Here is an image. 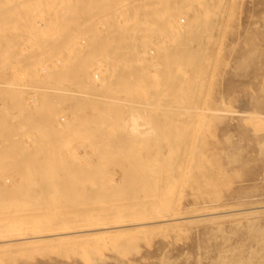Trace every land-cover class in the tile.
<instances>
[{
    "label": "rangeland",
    "instance_id": "1",
    "mask_svg": "<svg viewBox=\"0 0 264 264\" xmlns=\"http://www.w3.org/2000/svg\"><path fill=\"white\" fill-rule=\"evenodd\" d=\"M56 1L58 3H55ZM187 1L193 2V0ZM74 2L72 0H0L2 6H0V18L5 15L2 18L4 20H0V69L2 70H0V76L5 73L3 75L5 77L1 76L0 80L7 77L6 68L9 70L14 67L18 69L31 67L30 69L34 70L31 79L26 81L16 79L12 87L5 86L6 82L7 84L11 82L7 81L9 77L5 79L6 81L4 80L5 83L0 81V140L2 139V144L0 143V234L6 232L5 229L8 228L32 232L40 227H49V223L54 227L52 223L57 219L63 221L64 218L60 216L64 213L67 215L70 210L72 214L80 216L77 213L83 212L84 209L85 212L88 211L85 207L102 205L105 207L104 210L122 208V204L129 203L125 202L127 199L137 197L138 200L142 198L144 205L151 202L148 200L152 199L156 190L152 186L151 190L146 189L150 199L145 200L147 196H143L141 192V179L135 173L139 174L141 172L139 169H143L144 166L159 162L156 156L163 150L165 152L166 146L175 145L173 141L179 142L182 135L183 145L187 143L189 146L190 142V145L201 150H196L199 155H194L197 160L193 162L196 163L191 167L193 170L190 168L187 171L186 178L190 176L189 181L181 190L179 189L180 191L177 190L178 195L176 192L173 193V196L175 193L178 196L176 200L179 203L178 211L181 215L214 211L217 208L218 210L245 209L230 216L183 221L170 225L173 228L169 225H157L156 228L155 225L154 231L150 227L151 229L143 230L145 233L133 231L132 234L129 231L126 232L127 235L125 232L118 233L112 238L97 237L96 241L91 237V233H88L86 235H91L93 242L89 237L82 242L76 239L78 242L76 249L75 241L69 242L70 245L66 243L58 246L57 243L38 244L51 239H39V242L26 240L27 242H22V244H28L26 249H19L20 251L11 249L12 252L0 251V264H264V0H200L198 10L202 8L200 13L202 23L197 22L194 29L178 38H174L175 34L172 30V32L167 30L168 28L161 26V23L157 24V20L150 22L158 26L152 31L154 37L149 36L145 26L149 23L146 22L144 24L137 22L133 26V34H129L126 27L122 28L117 24L132 22L128 20L118 22L113 18L98 16L97 10L100 9L96 8L97 0H75ZM143 3L155 8L160 6L161 9L171 7L174 1L147 0L141 4ZM49 6L54 7L53 13L59 20H55V17L51 18L50 11L47 12L51 10ZM40 7L46 8V15L49 13L47 18L44 17V11ZM53 13L52 16H54ZM181 17L178 16V18ZM33 19L37 20V25L34 24ZM87 20H91V23ZM164 29L167 31L165 32ZM63 34L65 37H61L64 36ZM126 35L128 37L125 38ZM139 36L143 37L140 38L141 43L146 40L145 46L148 49L149 58L145 59L148 63L142 60L140 54L136 59L135 54L133 52L130 54L131 50L126 49L124 45L131 39L134 40L136 37L138 39ZM162 36L168 38L163 40ZM31 38L34 43L29 42L32 41ZM84 39L85 41H82ZM137 39L134 41L136 42ZM53 43L56 47L52 46ZM44 44L46 47L47 44L52 47L47 49ZM31 46L35 50L31 51ZM136 52H140L139 47ZM46 65L49 66L47 70L51 72L49 71V76L42 79L43 83L42 80L40 81L38 71H41L44 66L47 67ZM4 69L6 72L3 73ZM98 69H106L109 71V76L106 74L105 87L96 93V98L92 96L84 98L86 101H83L85 106V112L82 113L83 120L82 116H77L79 115L78 104L72 103L73 95L61 93L59 95L56 89L60 84L67 88L68 84L78 83L79 74L82 73L88 72L90 76L98 74L101 78ZM128 70H138L140 73L150 70L149 74L146 72L147 75L143 76L145 77L143 82H147L148 77L151 79L152 76L149 75L152 73L156 75L158 72L154 84L152 81L149 84L138 85L140 81L127 82L129 83L127 92L130 93L129 97L126 95L127 99L132 102L138 100L137 106L140 113L143 109L139 107L141 105L139 102L145 101L146 98L152 99L157 105L154 107L156 110L153 108L146 113L150 115L153 111L151 117L145 113L141 114L142 117H147L146 120H149L152 125V129H149L154 134L150 133L149 139L147 135L145 138V135L140 133H138L139 137L137 133L132 134L130 130L128 131L129 127L126 126V128L121 122L123 117L121 115L127 111L126 109H122L118 115L120 119L117 116V118H110V121L106 115L100 114L103 117L99 113L96 116L92 115L94 101L103 104L106 96L120 98L121 94H116V92L121 93L118 90L124 88L122 86L124 82L120 76ZM61 75L64 77L60 78ZM56 83L58 85H55ZM33 84L41 86L40 91L32 86ZM2 88L4 90H1ZM32 97H38L39 102H36L37 104L31 102ZM29 107L31 113L28 110ZM65 109L75 111L73 114L76 113L72 116L74 128L66 129L68 131L65 133L63 130L62 132L54 126L47 125L49 124L47 121L57 118L58 115L62 116V119L58 118L59 121L62 120L60 123L66 122L67 117H63ZM200 109L201 112H199ZM183 114H186L185 117ZM88 117L90 121L92 119L90 123ZM40 121L46 122V126L40 127ZM115 121L119 123L116 125ZM189 132L192 133V137L196 132L197 138L194 136L190 140L195 139L196 144L199 142V145H195V140L194 144H191L188 139L191 135ZM37 133L38 137H42H40L41 140L37 137ZM113 136H115L114 140ZM23 137L28 139V142ZM9 139L13 140V143L11 141L4 143ZM34 139L35 141L32 142ZM116 139H122L120 149L114 146L115 141H119ZM117 145L119 146L118 143ZM188 146L187 148L191 147ZM98 149L101 153L103 152V155L100 154L102 157H99V160H102L101 163L96 156ZM121 152L124 156L120 155ZM106 155L108 157H104ZM139 159L142 161L140 162ZM126 163L132 166H129L127 171L125 169L126 172L132 169V174L129 173V176H125L126 172L123 175L121 171L122 166L128 167ZM114 164L121 167H115ZM106 166L108 168H105ZM160 196L158 199L162 200ZM46 197L49 198V204H46ZM60 201L63 202L60 203ZM51 204L52 207H49ZM59 205L60 207H57ZM253 206L263 207L249 208ZM71 213L69 216L72 215ZM56 223L59 224L58 221Z\"/></svg>",
    "mask_w": 264,
    "mask_h": 264
},
{
    "label": "bare ground",
    "instance_id": "2",
    "mask_svg": "<svg viewBox=\"0 0 264 264\" xmlns=\"http://www.w3.org/2000/svg\"><path fill=\"white\" fill-rule=\"evenodd\" d=\"M1 1H3V0H1ZM7 1V0H6ZM26 1V0H25ZM30 1V0H29ZM59 1V0H58ZM73 2L75 1V0H72ZM89 1V0H88ZM139 1V2H138ZM140 1H142V2H145V1H147V0H97V5H98V7H96L97 9H100V10H97V9H95V10H97L98 12H99V14H98V16L99 15H101V16H104V18H113L114 20H117L118 22H124V20H128V21H131L132 23H128V24H124V23H118L117 25H119L120 27H126L127 28V30L129 31V34H133V31H134V28H133V26H135V24L137 23V22H140L141 24H144L145 22L146 23H149V25H145L146 26V29H147V31H148V33L150 34L149 36L151 37V36H153L154 37V34L152 33V31L156 28V27H158V26H156V25H152L151 23H152V21L154 20V22H155V20H157L156 22H157V24L158 23H161V26L162 25H164L163 27H167L168 29L167 30H172L173 31V33L175 34H173L174 35V38H178V37H180V36H183V35H186V33L188 32V31H191L192 29H194L193 27H195L198 23L197 22H201L202 23V18L200 17V13H201V11H202V8H201V10L199 11L198 10V7L200 6V0H193V2H189V1H187V0H173L174 1V4L171 6V7H166V8H159L158 6H156V7H158V8H155V7H152L150 4H146V3H143V4H141L142 2H140ZM154 1V0H153ZM14 2V1H13ZM36 2V1H35ZM50 2V1H49ZM61 2V1H60ZM62 2H64V1H62ZM163 2V1H162ZM4 3V2H3ZM55 3H58L57 1L55 2ZM72 3V2H71ZM74 3H76V2H74ZM80 3H82V2H80ZM90 3H92V2H90ZM95 3V2H94ZM173 3V2H172ZM33 4V3H32ZM64 4V3H63ZM62 4V5H63ZM66 4V3H65ZM77 4V3H76ZM164 4V3H163ZM170 4V3H169ZM43 5V4H42ZM0 6H1V4H0ZM28 6V5H27ZM54 6V5H53ZM87 6V5H86ZM88 6H90V5H88ZM2 7V6H1ZM50 7V6H49ZM48 7V8H49ZM65 7V6H64ZM84 7V6H83ZM41 8V7H40ZM40 8H38V9H40ZM45 8V7H44ZM66 8V7H65ZM210 8H212V7H210ZM2 9V8H1ZM43 8H41V10H42ZM46 9V8H45ZM45 9H43V11H44V17L45 18H47V15H49V13H50V15H51V18H53L54 19V17H55V15H54V13H53V11H55V10H53L54 9V7L53 8H51L50 7V9L51 10H45ZM58 9H60V8H58ZM88 9V8H87ZM37 10V9H36ZM41 10H39V11H41ZM63 10H64V8H63ZM90 10V9H89ZM88 10V11H89ZM209 10V9H208ZM211 10H214L213 8L211 9ZM211 10H209V11H211ZM1 11V10H0ZM39 11H36V12H39ZM49 12L47 15H46V13L47 12ZM60 11V10H59ZM61 11H62V9H61ZM68 11H70V10H68ZM87 11V10H86ZM204 11V10H203ZM53 13V15L54 16H52V13ZM67 11H65V13H66ZM74 12V11H73ZM64 13V14H65ZM72 13V12H71ZM70 13V14H71ZM97 13V12H96ZM211 13H213V11L211 12ZM34 14V13H33ZM36 14V13H35ZM39 14V13H38ZM88 14H89V12H88ZM87 14V15H88ZM90 14H91V12H90ZM2 15V14H1ZM60 15V14H59ZM97 15V14H96ZM96 15H95V17H96ZM182 16L181 18H178V16ZM214 15V14H213ZM5 16V15H4ZM3 16V17H4ZM35 16V15H34ZM57 16V15H56ZM77 16V15H76ZM90 16V15H89ZM203 16V15H202ZM2 17V18H3ZM36 17H38V16H36ZM79 17V16H78ZM83 17V16H82ZM2 18H0V20H4V19H2ZM34 18V17H33ZM84 18V17H83ZM91 18H93V17H91ZM90 18V19H91ZM178 18V19H177ZM35 19V18H34ZM33 19V21H35V25H37L36 24V22H37V20H34ZM48 19H49V17H48ZM57 19V17H55V20ZM64 19V18H63ZM74 19V18H73ZM89 19V18H88ZM182 19V20H181ZM44 20V19H43ZM46 20V19H45ZM57 20H59V19H57ZM69 20V19H68ZM183 22H181V21ZM88 21V20H87ZM87 21H85V22H87ZM90 21V23H91V20H89ZM89 21H88V23H89ZM159 21V22H158ZM1 22V21H0ZM8 22V21H7ZM47 22V21H46ZM69 22H70V20H69ZM93 22V21H92ZM151 22V23H150ZM181 22V23H180ZM33 23V22H32ZM31 23V24H32ZM45 23V22H44ZM56 23V22H55ZM59 23V22H58ZM65 23V22H64ZM116 23V22H115ZM39 24V23H38ZM74 24V23H73ZM59 25V24H58ZM64 25V24H63ZM78 25V24H77ZM85 25V24H84ZM160 25V24H159ZM39 26V28H40V24L38 25ZM38 26H36V27H38ZM87 26H88V24H87ZM114 26H116V25H114ZM35 27V26H34ZM43 27H44V25H43ZM42 27V28H43ZM62 27V26H61ZM85 27V26H84ZM1 28V27H0ZM78 28V27H77ZM38 29V28H37ZM58 29V28H57ZM80 29V28H79ZM39 30V29H38ZM69 30V29H68ZM82 30H83V27H82ZM82 30H81V32H82ZM166 29H164V31L166 32L167 31ZM71 31H73V30H71ZM76 31H77V29H76ZM84 31V30H83ZM126 31V30H125ZM124 31V32H125ZM171 31V32H172ZM63 32V31H62ZM75 32V31H74ZM5 33V32H4ZM66 33V32H65ZM64 33V34H65ZM68 33V32H67ZM126 33V32H125ZM169 33V32H168ZM167 33V34H168ZM0 34H1V32H0ZM30 34V33H29ZM57 34V33H56ZM63 34V35H64ZM5 35V34H4ZM50 35V34H49ZM70 35V34H69ZM72 35H73V33H72ZM75 35V34H74ZM85 35V34H84ZM125 35V34H124ZM163 35H165V34H163ZM169 35V34H168ZM167 35V36H168ZM172 35V36H173ZM67 36V35H66ZM76 36V35H75ZM61 37H65V35L64 36H61ZM60 37V38H61ZM82 37V36H81ZM126 37H128L127 35L125 36V38ZM145 37V36H144ZM159 37V36H158ZM163 37V36H162ZM38 38H41V37H38ZM46 38V37H45ZM57 38V37H56ZM68 38V37H67ZM140 38H143V37H140L139 36V38L137 39V37L135 38V39H137V41L135 42L134 40H132L131 39V41L129 42V43H125L124 45H125V48L126 49H130L131 51H130V54L133 52L134 54H135V58L136 57H138L139 56V54L142 56L141 58H142V60L144 61V62H146L147 61V59H145V58H147L148 57V52H147V48H146V46H145V44H146V40L143 42V43H141V41H140ZM161 38V37H160ZM164 38H168V37H163V40H164ZM37 39V38H36ZM43 39V38H42ZM59 39V38H58ZM64 39V38H63ZM68 39H70V38H68ZM91 39V38H90ZM154 39V38H153ZM158 39V38H157ZM30 40H32V41H29L30 43H32L33 42V38H31ZM35 40V39H34ZM44 40V39H43ZM57 40V39H56ZM66 40V39H65ZM81 40V39H80ZM154 40H156V39H154ZM38 41H39V39H38ZM82 41H85V39L84 40H82ZM159 40H157V42H158ZM171 41V40H170ZM41 42V41H40ZM62 42H64L63 40H62ZM75 42V41H74ZM34 43V42H33ZM46 43V42H45ZM48 43V42H47ZM52 43V42H51ZM66 43H67V41H66ZM172 43V42H171ZM50 44V43H49ZM55 44H57V43H55ZM82 44H84V42L82 43ZM137 44V45H136ZM152 44V43H151ZM26 45H27V43H26ZM31 45V44H30ZM71 45V44H70ZM123 45V46H124ZM155 45H156V43H155ZM162 45V44H161ZM33 46H34V44H33ZM38 46V45H37ZM40 46H41V44H40ZM44 46H45V44H44ZM51 46V45H50ZM50 46H48V44H47V49L50 47ZM52 46L53 47H56V46H54V43L52 44ZM51 46V47H52ZM72 46V45H71ZM83 46V45H82ZM85 46V45H84ZM122 46V47H123ZM140 48V52L139 53H137L136 51L138 50V47ZM66 47V46H65ZM27 48V47H26ZM60 48V47H59ZM81 48V47H80ZM150 48V47H149ZM152 48V47H151ZM30 49H31V51L32 50H35V49H33L32 48V46L30 47ZM40 49V48H39ZM53 49V48H52ZM68 49V48H67ZM75 49V48H74ZM85 49H87V48H85ZM156 49V48H155ZM42 50H43V47H42ZM69 50H70V48H69ZM123 50V49H122ZM153 50H154V48L152 49V54H153ZM157 50V49H156ZM40 51V50H39ZM38 51V53H40ZM49 51V50H48ZM9 52V51H8ZM57 52V51H56ZM151 52V51H150ZM42 53V52H41ZM48 53H50V52H48ZM65 53V52H64ZM77 53V52H76ZM137 53V54H136ZM154 53H155V51H154ZM34 54V53H33ZM32 54V55H33ZM51 54V53H50ZM61 55V54H60ZM38 56H39V54H38ZM41 56V55H40ZM39 56V57H40ZM46 56V55H45ZM127 56H128V54H127ZM33 58H34V56H33ZM36 58V57H35ZM41 58V57H40ZM57 58V57H56ZM134 58V57H133ZM149 58V57H148ZM44 59H46V58H44ZM62 59V58H61ZM60 59V60H61ZM137 59V58H136ZM33 60V59H32ZM57 60V59H56ZM59 60V61H60ZM35 61H37L36 59H35ZM138 61V60H137ZM15 62V61H14ZM28 62V61H27ZM42 62V61H41ZM50 62V61H49ZM61 62V61H60ZM38 63H40V62H38ZM44 63V62H43ZM147 63H148V61H147ZM40 64H42V63H40ZM45 64H47V63H45ZM30 65H31V63H30ZM34 65H36V63H34ZM58 65V64H57ZM56 65V66H57ZM60 65V64H59ZM38 66V65H37ZM47 67H43L42 68V70H41V67H39V69L41 70V71H38V75H40V77H38V78H40V81L42 80V79H44L45 77H47V76H49V71L47 70V68L49 67L48 65H46ZM151 65H149V67H150ZM32 67H33V65H32ZM102 67V66H101ZM9 68V67H8ZM31 68V67H30ZM30 68H27V67H25V68H20V69H18L17 67H14V68H12V69H7L6 68V70H7V74L9 75H7V77L6 78H4V80L5 79H7L8 77L10 78L9 80H7V81H11L10 83L8 82V84H7V82H6V84H5V86L6 87H12V85H13V83H14V85H15V82H16V79H17V81H20V80H22V81H26L27 79H29L31 76H33V73H34V70L33 69H30ZM34 68V67H33ZM53 68H56V67H53ZM59 68V67H58ZM57 68V69H58ZM97 68V67H96ZM34 69H36V67L34 68ZM1 70V69H0ZM55 70V69H54ZM145 70V69H144ZM2 71V70H1ZM37 71V70H36ZM148 71H150V70H148ZM148 71H146V72H148ZM4 72H6L5 71V69H4V71H3V73ZM51 72V71H50ZM98 72H100L101 73V78H99V76H98V74H95V73H93V75L95 76V79L97 78V80H95L94 79V76H90V74L87 72V73H82V74H79L80 76L78 77L79 79H78V83H72L71 85H67V88L65 87V85H61L60 84V86H58L57 88L58 89H56L57 90V92H59V95H60V93L61 94H63V95H65V94H70V95H73V98H72V103L73 104H75V103H77L78 104V111H77V113H79V115H77L78 117H81L82 116V113H83V111H84V109H85V106H84V98L85 97H87L88 98V96H92V97H94V98H96L97 96H96V93H99L98 91L99 90H101V89H104V80H105V76H107L106 74H108V72L109 71H106V69H103V70H99L98 69ZM145 72V73H146ZM144 73V71H142L141 73L140 72H138V70H136V71H132V70H128L127 72H125V73H123L121 76H120V78L123 80V82H124V84H122V86L124 87H122L123 89H121V90H118L119 92H121V93H117L116 92V94H121V95H123V96H121L120 95V98H118V97H109V98H107V96H106V98L105 97H102L104 100V103L102 104V103H100V102H98V101H94V104H93V109H92V115L94 114V116H96V115H98V113H99V115L101 114V115H106L107 117H108V119H109V121H110V118H117V116L120 114V112L122 111V109H126V110H124V111H126V112H124V113H122V115L121 116H123L122 117V121L121 122H123V124H125V127L126 126H128L129 128H128V131L130 130V132L132 133V134H136L137 133V135H138V133H140V135L142 134L143 136L145 135V138H146V135H147V139H149L148 138V135L151 133V134H154V133H152V131H151V129H152V125H150V123H149V120H146V118H145V116L144 117H142L143 115H141V114H143V113H148V111L149 110H151V109H153L154 107H155V105H156V103H155V101H153L152 99H145V101L143 100H141L142 102H139V103H141V105L139 106L141 109H143V112L142 113H140V111H139V109H138V106H137V104H138V100L136 101H134L133 100V102L132 101H130L129 99H127V96L129 97L130 96V93L128 94V92H127V84H129V83H127V82H131V81H140V83H137V85L138 84H149V82H151L152 81V83L154 84V83H156L155 82V78L157 77V73L158 72H156V75H154V73H152L151 74V72H150V74L151 75H149L150 77H151V79L148 77V78H146V81L147 82H143V79H145V77H143L144 75H147V73L145 74ZM1 74V73H0ZM5 74V73H4ZM4 74H2L1 76H3ZM148 74H149V72H148ZM179 74H181V73H179ZM0 76V77H1ZM108 76H109V74H108ZM3 77H5V76H3ZM36 77V78H37ZM60 77V76H59ZM64 77V76H63ZM62 77V75H61V77L60 78H63ZM179 77V76H178ZM65 78H66V76H65ZM107 78V77H106ZM13 79V80H12ZM31 79V78H30ZM58 79V78H57ZM4 80H0V81H3V83H5V81ZM60 80V79H59ZM31 81V80H30ZM34 81V80H33ZM43 81V80H42ZM41 81V82H42ZM56 82V81H55ZM61 82V81H60ZM65 82V81H64ZM142 82V83H141ZM25 83V82H24ZM27 83V82H26ZM36 82H34V84H35ZM43 83H44V81H43ZM42 83V86H45L44 84ZM66 83V82H65ZM69 83V82H68ZM2 84V83H1ZM34 84L32 85V86H34ZM39 84H40V82H39ZM55 85H58L57 83L55 84ZM24 86V85H23ZM31 86V87H32ZM71 86V87H70ZM136 86V85H135ZM26 87V86H25ZM34 87H37L38 89L39 88H41V86L40 87H38V85L37 86H34ZM6 89V88H5ZM10 89V88H9ZM12 89V88H11ZM45 89H46V86H45ZM48 89V88H47ZM50 89H53V88H50ZM117 89H119V88H117ZM1 90H4L3 88L1 89ZM7 90H8V88H7ZM54 90V89H53ZM56 90H55V92H56ZM39 91H40V89H39ZM115 91V90H114ZM9 92H11V91H9ZM51 92V91H50ZM104 92V91H103ZM110 92V91H109ZM4 93V92H3ZM7 93H8V91H7ZM7 93H5V94H7ZM34 93H35V91H34ZM37 93H39V92H37ZM45 93H47L46 91H45ZM5 94H4V96H5ZM48 95H51V94H48ZM54 95V94H53ZM62 95V96H63ZM69 95V96H70ZM127 95V96H126ZM3 96V95H2ZM16 96V95H15ZM34 96V95H33ZM37 96L39 97V95L37 94ZM47 96V95H46ZM52 96V95H51ZM51 96H50V98H51ZM58 96V95H57ZM104 96V95H103ZM109 96V95H108ZM124 96H126L125 98H124ZM31 98V102H34L35 104H37L38 102H39V98ZM59 97V96H58ZM98 97H100L101 98V96H98ZM3 98V97H2ZM7 98H8V96H7ZM26 100L28 101V99L26 98ZM91 100V99H90ZM132 100V99H131ZM151 100V101H150ZM155 100V99H154ZM8 101V100H7ZM57 101V100H56ZM86 101V100H85ZM140 101V100H139ZM1 102V101H0ZM37 102V103H36ZM75 102V103H74ZM89 102V101H88ZM29 103V102H28ZM34 103H33V105H34ZM189 102H187V104H188ZM32 104V103H31ZM48 104V103H47ZM91 105V104H90ZM89 105V106H90ZM104 107H103V106ZM189 105V104H188ZM192 105V104H191ZM202 105V104H201ZM27 106H29V105H27ZM31 107H32V105H30ZM48 106H50V105H48ZM73 106V105H72ZM102 106V107H101ZM137 106V107H136ZM157 106V105H156ZM12 107H14V106H12ZM86 107H88L87 105H86ZM91 107V106H90ZM143 107V108H142ZM200 107V106H199ZM45 108V107H44ZM180 108V107H179ZM178 108V109H179ZM193 108V107H192ZM22 109V108H21ZM27 109V108H26ZM25 109V110H26ZM30 109V107L28 108V110ZM32 109H33V107H32ZM67 110H68V108H66ZM65 109V111H63V112H65L64 114V118L65 117H67L66 119H67V121L65 122V121H63L64 123H60V121H62L61 119V117H59V115H58V117L57 118H54V119H51V120H49V121H47L49 124H47V125H51V126H54L56 129H58L59 131H65V133L68 131V130H66V129H70L71 127L72 128H74L73 127V124H72V116H74V115H76V113L75 114H73L75 111H73L72 112V110H70V111H67ZM137 109V110H136ZM155 109V108H154ZM171 109V108H170ZM182 109V108H181ZM187 109V108H186ZM56 110V109H55ZM88 111H89V109H87ZM156 110V109H155ZM174 110V109H173ZM30 111V113H31V110H29ZM34 111H36V110H34ZM33 111V112H34ZM43 111V110H42ZM41 111V112H42ZM202 110L200 109V111L199 112H201ZM205 111V110H204ZM26 113H28L27 111H25ZM44 112V111H43ZM59 112V111H58ZM85 112V111H84ZM185 112V111H184ZM50 112H48V114H49ZM152 113H153V111H152ZM152 113L150 112V117H151V115H152ZM162 113V112H161ZM181 114H182V112H181ZM30 115V114H29ZM33 115V114H32ZM63 115V114H62ZM89 115H90V112H89ZM100 115V116H101ZM147 115V114H146ZM147 115V116H148ZM154 115V114H153ZM184 115V114H183ZM186 115V114H185ZM185 115H184V117H185ZM198 115V114H197ZM35 116V115H34ZM50 116H51V114H50ZM53 116V115H52ZM55 116H57V115H55ZM87 116H88V114H87ZM181 116V115H180ZM41 117H43L42 115H41ZM83 117V116H82ZM101 117H103V116H101ZM119 118L118 119H120V116H118ZM149 117V118H150ZM183 117V118H184ZM198 117V116H197ZM58 118H61L60 119V121H59V119ZM64 118H63V120H64ZM152 118H154V116L152 117ZM157 118V117H156ZM199 118V117H198ZM202 118V117H201ZM77 119V118H76ZM88 120H89V117L87 118ZM99 119H101V118H99ZM148 119V118H147ZM188 119V118H187ZM19 120V119H18ZM28 120V119H27ZM83 120H84V117H83ZM141 122H140V121ZM155 120V119H154ZM153 120V121H154ZM197 120H199V119H197ZM33 121V120H32ZM31 121V122H32ZM43 121H45V120H43ZM78 121V120H77ZM87 121V120H86ZM91 121H92V119H91ZM90 120L88 121L89 123L91 122ZM108 121V120H107ZM109 121H108V123H109ZM112 122L114 121V120H111ZM156 122L155 123H157V120H155ZM203 121V120H202ZM14 122V121H13ZM30 122V121H29ZM41 122V126L40 127H43V126H46V122L45 123H42V121H40ZM40 122H39V125H40ZM140 122V123H139ZM172 122V121H171ZM199 122H200V120H199ZM205 122V121H204ZM206 122H207V120H206ZM32 123H34V124H36L35 122H32ZM82 123H84V122H82ZM96 123H97V120H96ZM103 123V122H102ZM119 122H117V121H115V124L117 125ZM176 123V122H175ZM191 123V122H190ZM193 123H194V121H193ZM201 123V122H200ZM31 124V123H30ZM104 124V123H103ZM110 124V126H112L111 125V123H109ZM108 124V125H109ZM198 124V123H197ZM205 124V123H204ZM38 125V124H37ZM81 125V124H80ZM90 125V124H89ZM102 125V124H101ZM122 125V124H121ZM157 125V124H156ZM196 125V124H195ZM203 125V124H202ZM206 125V124H205ZM23 126V125H22ZM31 126V125H30ZM94 126V125H93ZM93 126H91V127H93ZM103 126H105V124L103 125ZM155 126V125H154ZM207 126V125H206ZM194 127V126H193ZM198 127V126H197ZM197 127H195L196 129H197ZM22 128V127H21ZM33 128V127H32ZM36 128V127H35ZM78 128H80V127H78ZM105 128V127H104ZM127 128V127H126ZM143 128V129H142ZM149 128H151V129H149ZM204 129H205V126L203 127ZM202 128V129H203ZM109 129H111V128H109ZM140 129H142V131H139ZM154 129V128H153ZM23 130V129H22ZM33 129H31V131H32ZM40 130V129H39ZM43 130V129H42ZM50 130V129H49ZM84 130V129H83ZM114 130H115V128H114ZM120 130H121V128H120ZM176 130V129H175ZM179 130V129H178ZM190 130V129H189ZM35 131V130H34ZM62 131V132H63ZM197 131V130H196ZM198 131H199V129H198ZM201 131V130H200ZM29 132H30V130H29ZM79 132V131H78ZM155 132V131H154ZM42 133V132H41ZM50 133V132H49ZM80 133H82V132H80ZM84 133V132H83ZM82 133V134H83ZM90 133V132H89ZM116 133H117V130H116ZM115 133V134H116ZM129 133V132H128ZM189 133H191V132H189ZM188 133V134H189ZM29 134V133H28ZM32 134V133H31ZM30 134V135H31ZM26 135V134H25ZM33 135V134H32ZM31 135V136H32ZM36 135V133L34 134V136ZM62 135V134H61ZM113 135H114V131H113ZM117 135V134H116ZM119 135V134H118ZM178 135V134H177ZM196 135V132H194V135H193V137H192V133H191V135H190V137H188V139L190 140V138L191 139H193L194 138V136ZM30 136V137H31ZM40 136V135H39ZM42 136L44 137V134H42ZM47 136V135H46ZM45 136V137H46ZM54 136H56V135H54ZM171 136V135H170ZM201 137H202V135H200ZM37 137H38V133H37ZM41 137V136H40ZM40 137H38L39 139H40ZM94 137V136H93ZM114 138H113V140L115 139V136H113ZM119 137V136H118ZM138 137H139V135H138ZM186 137V136H185ZM24 138V137H23ZM26 138H28V137H26ZM34 138H36V137H34ZM38 138H36V140L38 139ZM42 138V137H41ZM130 138V137H129ZM140 138H142V137H140ZM144 138V137H143ZM152 138V137H151ZM182 138H183V135H182ZM182 138H181V140H179V142L178 141H173L172 143H175V145H173V144H171V146L172 147H170V146H166V149H165V152L167 151V153H165V152H161V154L160 155H158V156H156V159L157 160H159V162L157 161V162H153L151 165H147V166H144L143 167V169H139L141 172L139 173V174H137V173H135L136 175H137V177H139V179H141L140 180V183H141V192L143 193V196H147V195H149V194H147L148 192H147V190L146 189H149V190H151V186H152V188L154 187V189L156 190V192H154L153 193V197H152V199H150V197L149 196H147L146 198H144L145 200H148V198L150 199V200H148V201H151V202H148V203H146L145 205L144 204H142V198L140 197L139 198V200L137 199H127L125 202H129V203H127V204H122L123 205V207L122 208H110V209H108V210H104L105 209V207L104 206H102V205H97V206H93V207H85V208H87V210L88 211H86L85 212V209L83 210V212L82 211H80V212H82L81 214H80V212L79 213H77V214H79L80 216H76L75 215V213H71V210H70V212L68 211V213H67V215H65V213H64V215H61L60 217L62 218H64L63 219V221H65V222H63L62 221V219H60L62 222H60V220H58L57 219V221L59 222V224H60V226H58L59 224L58 223H56L57 221L56 220H54V221H56V222H54V223H52V224H54L55 226L54 227H52L53 225H51V223H49V227H40V229H38V230H36V231H20V230H16V229H10V228H8V229H5V231L6 232H4V233H1L0 234V251H7V250H10L11 251V249H12V251H14L13 249H22V248H25L26 249V247H27V245L28 244H22V242H27L26 240H34V241H38L39 239H51V241L49 240V241H44V242H39L38 244H41V243H43V244H46V245H53V244H55V243H57V244H59L58 246H60V244H66V243H73L74 241H75V244L76 243H78V242H80V240H81V242H82V240H84V239H87L88 237L91 239V242H93V239L91 238V237H93L94 238V240L96 241L98 238L97 237H102V238H112V236H114V237H116L115 236V234H118V233H124L125 232V234H126V232H129V231H131L132 232V234H133V231H143V230H147V229H149L150 227H152V231H154L155 229H153L154 227L153 226H155L156 228H157V225H161V226H164V225H169V227L171 228L172 226H170V225H176V224H178V223H180V222H185V221H192V220H205V219H207V218H216V217H223V216H230V215H234L235 213H240L242 210H244L245 208H235V209H227V210H218L219 208H217V210H214V211H207V212H199V213H195V214H191V215H181V212L180 211H178L179 210V203H178V201L176 200L177 199V195H178V193H177V190L178 191H180L182 188H183V186L189 181V179H190V176L188 177V179L186 178V174L188 175V173H187V171H188V169H190L191 167H193L194 165H196V163H193V162H195L197 159H195V157L196 156H194V155H197L198 154V152L196 151V150H198L196 147H193V145H190V142L188 143L189 144V146H191V147H189L188 145H187V143L186 144H184L183 145V142L181 143V141H182ZM195 138H197L196 136H195ZM200 138V137H199ZM25 139V138H24ZM32 139H33V136H32ZM165 139H167V138H165ZM4 140V139H3ZM30 140V139H29ZM41 140V139H40ZM52 140V139H51ZM50 140V141H51ZM113 140H112V143H113ZM118 142H116L115 141V143H116V145L114 144V146L116 147V148H118V149H120V144H121V140L120 139H116ZM139 140H144V139H139ZM170 140V139H169ZM188 140V141H189ZM195 140V139H194ZM194 140H190L191 141V144L193 143V141ZM10 142L11 141V143H13L12 141L13 140H11V139H9V140H6V141H4V143L6 142ZM25 141L26 142H28V139L26 140L25 139ZM32 141V140H31ZM35 141V139L32 141V142H34ZM65 141V140H64ZM96 141V140H95ZM124 141V140H123ZM186 141V140H185ZM188 141H186V142H188ZM199 141V140H198ZM2 142V139L0 140V143ZM38 142V141H37ZM40 142V141H39ZM44 142V141H43ZM98 142H100V141H98ZM22 143V142H21ZM30 143V142H29ZM65 143H67V142H65ZM117 143L119 144V146L117 145ZM164 143V142H163ZM195 145H199L200 143L198 142V144H196V140H195ZM193 143V144H194ZM2 144V143H1ZM97 144V143H96ZM95 144V145H96ZM36 145V144H35ZM62 145V144H61ZM99 145H101L100 143H99ZM52 146V145H51ZM187 146L189 147V148H187ZM60 147V146H59ZM114 147V148H115ZM198 147V146H197ZM200 147V146H199ZM198 147V148H199ZM72 148V147H71ZM115 148V149H116ZM68 149V148H67ZM96 149V148H95ZM100 149V148H99ZM98 149V151H96L98 154L96 155L97 157H98V159L97 160H99V157L101 156V155H103V152L101 153L100 152V150ZM163 149V148H162ZM70 150V149H69ZM199 150H201V148L199 149ZM198 150V151H199ZM196 151V152H195ZM95 152V151H94ZM95 152V153H96ZM122 153V152H121ZM201 153V152H200ZM101 154V155H100ZM202 154V153H201ZM120 155H122V156H124L123 155V153L122 154H120ZM199 155V154H198ZM197 155V156H198ZM81 157V156H80ZM79 157V158H80ZM83 157V156H82ZM102 157V156H101ZM104 157H108L107 155L106 156H104ZM140 157V156H139ZM151 157V156H150ZM86 158V157H85ZM130 158V157H129ZM149 158V157H148ZM198 158V157H197ZM77 159V158H76ZM96 159V158H95ZM103 159V158H102ZM124 159V158H123ZM136 159V158H135ZM135 159H132V160H135ZM142 159V158H141ZM160 159L163 161L164 160V162H160ZM170 160L169 162L167 161V160ZM82 160H84V158H82ZM121 160H122V158H121ZM153 160V159H152ZM195 160V161H194ZM101 161L102 160H99V162L101 163ZM122 161H124V160H122ZM121 161V162H122ZM139 161H140V159H139ZM142 161V160H141ZM140 161V162H141ZM144 161V160H143ZM167 163H166V162ZM120 162V165H122V163L124 164L125 162H122L121 163ZM129 162V161H128ZM131 162V161H130ZM199 162H201V160L199 161ZM198 162V163H199ZM143 163V162H142ZM142 163H139V164H142ZM98 164V163H97ZM117 164H119V163H117ZM127 164V163H126ZM200 164V163H199ZM108 165V164H107ZM110 165V164H109ZM128 165V164H127ZM135 165V164H134ZM138 164H136V166H137ZM144 165H146V164H144ZM105 166V165H104ZM114 166L115 167H117L118 165H116V164H114ZM113 166V167H114ZM125 166V165H124ZM118 166V168H122L121 169V171H123V175L125 174V172L127 171V169L129 168V166H131V165H128V167L127 166ZM140 166H142V165H140ZM111 167V166H110ZM124 167V168H123ZM132 167V166H131ZM130 167V168H131ZM138 167H139V165H138ZM196 167V166H195ZM105 168H108L107 166L105 167ZM153 168H154V171H153ZM117 169V168H116ZM125 169H126V171H125ZM138 169V168H137ZM151 169H152V173H150V171H151ZM192 169V168H191ZM108 170V169H107ZM193 170V169H192ZM102 171H103V169H102ZM109 171V170H108ZM118 171V170H117ZM131 171H132V169H131ZM131 171L129 170L128 172H126V174H125V176L127 175V176H129L130 174H132L131 173ZM190 171V170H189ZM105 172V171H104ZM191 172V171H190ZM112 173V172H111ZM122 173V172H121ZM130 173V174H129ZM129 174V175H128ZM141 174V175H140ZM189 174H191V173H189ZM112 175V174H111ZM122 175V176H123ZM134 175V174H133ZM131 177V176H130ZM124 178V177H123ZM137 179V178H136ZM134 182V181H133ZM156 182V183H155ZM157 183H159V184H157ZM138 187V186H137ZM180 189V190H179ZM139 190H140V188H139ZM137 191V190H136ZM174 192H176L177 193V195H176V193L174 194V196H176V197H174L173 196V193ZM156 193V194H155ZM161 195V196H160ZM158 196H160L161 198H162V200L161 199H158L159 197ZM180 196V195H179ZM66 197V196H65ZM157 197V198H156ZM46 199H47V197H46ZM45 199V200H46ZM49 199V198H48ZM48 199H47V203L46 204H49L50 202L48 201ZM64 198H62V200H63ZM158 200V201H156V200ZM52 200V199H51ZM50 200V201H51ZM57 200V199H56ZM141 200V201H140ZM144 200V201H145ZM155 200V201H154ZM58 201V200H57ZM56 201V202H57ZM49 202V203H48ZM61 202H63V201H60V203ZM141 204H140V203ZM152 202H154V203H152ZM53 203V202H52ZM150 203H152V204H150ZM67 205V204H66ZM54 206V205H53ZM63 206V205H62ZM70 206V205H69ZM68 206V207H69ZM114 206H116V205H114ZM49 207H52V204L51 205H49ZM57 207H60V205L59 206H57ZM71 207V206H70ZM258 207H260V206H258ZM257 206H253V207H249V208H258ZM261 207H263V206H261ZM260 207V208H261ZM46 208V207H45ZM48 208V207H47ZM64 208V207H63ZM72 208V207H71ZM221 208V207H220ZM264 208V207H263ZM65 210H66V208H64ZM90 209V210H89ZM259 209V208H258ZM65 210H63V212L65 211ZM73 210V209H72ZM261 210V209H260ZM73 212V211H72ZM70 213L72 214L71 216H69L70 215ZM73 215H75V216H73ZM59 216V215H58ZM66 216H69V217H71V218H69V217H67V218H65ZM73 216V217H72ZM71 219V220H69V219ZM52 221V220H51ZM46 225V224H45ZM159 228H160V226H159ZM173 228V227H172ZM175 228V227H174ZM177 228H180L179 226H177ZM160 230H161V228H160ZM150 231V230H149ZM163 231V230H162ZM144 232V231H143ZM151 232V231H150ZM88 233H91V235H86V234H88ZM145 233V232H144ZM86 236H85V235ZM124 234V235H125ZM139 234V233H138ZM162 234V233H161ZM167 234V233H166ZM123 235V236H124ZM127 235V234H126ZM83 236V237H82ZM91 236V237H90ZM108 236V237H107ZM120 236V235H119ZM122 236V235H121ZM139 236V235H138ZM178 236V235H177ZM61 237V238H60ZM63 237V238H62ZM118 237V236H117ZM132 237V236H131ZM96 238V239H95ZM53 239V240H52ZM78 240V242H76L77 240ZM116 238H114V240H115ZM119 239V238H118ZM89 240V239H88ZM87 240V241H88ZM112 239H110V241H111ZM127 240H128V238H127ZM42 241V240H41ZM109 241V240H108ZM113 241V240H112ZM115 241H117V239L115 240ZM33 243H35V242H33ZM70 243L69 244H67V245H70ZM32 244V243H31ZM31 244H29V246L31 245ZM36 244V243H35ZM94 244V243H93ZM33 245V244H32ZM35 246V245H34ZM37 246V245H36ZM35 246V247H36ZM40 246V245H39ZM44 246V245H43ZM76 246H77V244L75 245V249H76ZM38 247V246H37ZM48 247V246H47ZM60 248V247H59ZM25 249H23V250H25ZM36 250V249H35ZM79 249H77V251H78ZM11 251V252H12ZM20 251V250H19ZM76 251V250H75ZM16 252V251H15ZM14 253V252H13ZM25 253V252H24Z\"/></svg>",
    "mask_w": 264,
    "mask_h": 264
}]
</instances>
